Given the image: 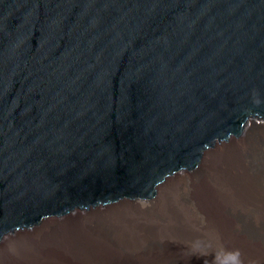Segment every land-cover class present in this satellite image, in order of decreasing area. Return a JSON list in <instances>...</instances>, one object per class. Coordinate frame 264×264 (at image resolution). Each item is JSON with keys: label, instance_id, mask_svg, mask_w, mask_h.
Segmentation results:
<instances>
[{"label": "water", "instance_id": "95a60500", "mask_svg": "<svg viewBox=\"0 0 264 264\" xmlns=\"http://www.w3.org/2000/svg\"><path fill=\"white\" fill-rule=\"evenodd\" d=\"M250 126L264 0H0V244L154 204Z\"/></svg>", "mask_w": 264, "mask_h": 264}, {"label": "bare ground", "instance_id": "6f19581e", "mask_svg": "<svg viewBox=\"0 0 264 264\" xmlns=\"http://www.w3.org/2000/svg\"><path fill=\"white\" fill-rule=\"evenodd\" d=\"M214 147L151 205L74 217L1 243L0 264H264V133ZM96 217V216H95Z\"/></svg>", "mask_w": 264, "mask_h": 264}, {"label": "rangeland", "instance_id": "374dc122", "mask_svg": "<svg viewBox=\"0 0 264 264\" xmlns=\"http://www.w3.org/2000/svg\"><path fill=\"white\" fill-rule=\"evenodd\" d=\"M251 130H252L251 132L254 133V134H256V133L258 134V132L264 133V127H261V126H252V129ZM134 206L135 207H139V205H134ZM140 206H143V205H140ZM101 217H103V216L100 215V214H96V215H94L92 217H86L88 221H85V222L88 223L91 219L93 221H95V220L98 221V219H101Z\"/></svg>", "mask_w": 264, "mask_h": 264}]
</instances>
